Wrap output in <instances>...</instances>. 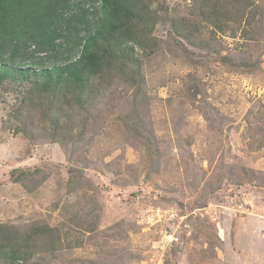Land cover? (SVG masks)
<instances>
[{
	"label": "rangeland",
	"instance_id": "rangeland-1",
	"mask_svg": "<svg viewBox=\"0 0 264 264\" xmlns=\"http://www.w3.org/2000/svg\"><path fill=\"white\" fill-rule=\"evenodd\" d=\"M216 1L163 0L139 95L117 74L58 134L37 103L13 115L20 94L0 86V224L53 229L20 264H264V0H220L240 2L223 17ZM16 169L33 174L16 182Z\"/></svg>",
	"mask_w": 264,
	"mask_h": 264
},
{
	"label": "trees",
	"instance_id": "trees-1",
	"mask_svg": "<svg viewBox=\"0 0 264 264\" xmlns=\"http://www.w3.org/2000/svg\"><path fill=\"white\" fill-rule=\"evenodd\" d=\"M162 1L100 0L97 15L98 12L90 11L91 7L87 8L86 0H0V86L9 85L20 94L12 114L37 103L58 134L62 127L60 118L69 121L76 109L84 108L87 97L96 99L117 74L129 75V82L137 85L135 96L139 95L143 79L138 50L146 55L159 46L154 37L156 26L170 15ZM219 1L210 13L221 17L240 4L236 1L229 9ZM258 13L257 34L262 31L264 9H258ZM92 15H97L94 23ZM249 15L247 23L251 25L256 11L251 9ZM245 16V12L237 14L240 22ZM218 21L217 18L212 24L221 28ZM253 30L245 29L243 36L256 40L251 36L253 32L250 34ZM72 32L76 38L71 52L76 48L78 51L67 60L59 59L58 49L69 41ZM222 60L249 72L259 66L249 59L223 56ZM134 110L136 126L137 104ZM31 171L16 169L12 171L13 180L20 181L32 175ZM52 230L49 226H33L22 236L12 227L0 224V263L18 264L31 258L36 253L35 243L47 240ZM52 249L54 252V246Z\"/></svg>",
	"mask_w": 264,
	"mask_h": 264
},
{
	"label": "built area",
	"instance_id": "built-area-1",
	"mask_svg": "<svg viewBox=\"0 0 264 264\" xmlns=\"http://www.w3.org/2000/svg\"><path fill=\"white\" fill-rule=\"evenodd\" d=\"M18 264H20V262Z\"/></svg>",
	"mask_w": 264,
	"mask_h": 264
}]
</instances>
